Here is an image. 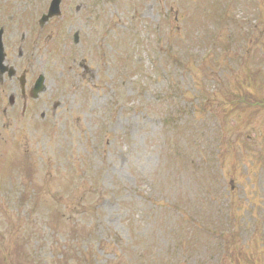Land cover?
I'll use <instances>...</instances> for the list:
<instances>
[{
	"label": "rangeland",
	"instance_id": "1",
	"mask_svg": "<svg viewBox=\"0 0 264 264\" xmlns=\"http://www.w3.org/2000/svg\"><path fill=\"white\" fill-rule=\"evenodd\" d=\"M89 16L84 81L55 45L43 118L0 108V264H264V0Z\"/></svg>",
	"mask_w": 264,
	"mask_h": 264
},
{
	"label": "flooded vegetation",
	"instance_id": "2",
	"mask_svg": "<svg viewBox=\"0 0 264 264\" xmlns=\"http://www.w3.org/2000/svg\"><path fill=\"white\" fill-rule=\"evenodd\" d=\"M89 17V0H0V108L4 115L28 116L29 122L43 118L42 93L37 92L51 88L48 73L56 69L55 45L60 50L69 47V72L82 70L77 77L84 81L91 71L82 58L89 45ZM75 49L81 59L73 57ZM57 107L55 102L53 108Z\"/></svg>",
	"mask_w": 264,
	"mask_h": 264
},
{
	"label": "trees",
	"instance_id": "3",
	"mask_svg": "<svg viewBox=\"0 0 264 264\" xmlns=\"http://www.w3.org/2000/svg\"><path fill=\"white\" fill-rule=\"evenodd\" d=\"M256 153H257L258 156L262 155V152L260 150H257Z\"/></svg>",
	"mask_w": 264,
	"mask_h": 264
}]
</instances>
